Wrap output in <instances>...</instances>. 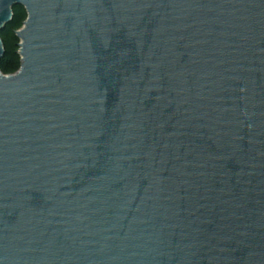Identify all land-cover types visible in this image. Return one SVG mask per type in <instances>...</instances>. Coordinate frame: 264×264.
<instances>
[{"label": "water", "instance_id": "water-1", "mask_svg": "<svg viewBox=\"0 0 264 264\" xmlns=\"http://www.w3.org/2000/svg\"><path fill=\"white\" fill-rule=\"evenodd\" d=\"M18 6L0 264H264V0Z\"/></svg>", "mask_w": 264, "mask_h": 264}, {"label": "trees", "instance_id": "trees-1", "mask_svg": "<svg viewBox=\"0 0 264 264\" xmlns=\"http://www.w3.org/2000/svg\"><path fill=\"white\" fill-rule=\"evenodd\" d=\"M14 18L12 22L0 32L5 47V56L0 63V71L5 76H12L17 74L21 68L20 39L17 32L20 31L25 21L27 20V13L21 6L13 9Z\"/></svg>", "mask_w": 264, "mask_h": 264}]
</instances>
